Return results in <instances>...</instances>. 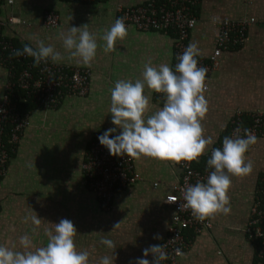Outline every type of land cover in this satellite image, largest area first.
Returning a JSON list of instances; mask_svg holds the SVG:
<instances>
[{
    "label": "crops",
    "instance_id": "obj_1",
    "mask_svg": "<svg viewBox=\"0 0 264 264\" xmlns=\"http://www.w3.org/2000/svg\"><path fill=\"white\" fill-rule=\"evenodd\" d=\"M150 0H14L7 5L0 0V30L3 38L19 47L36 40L51 44L67 57L61 31L66 27L88 25L97 38V54L90 66L75 60L57 63L89 71L85 97H64L55 109L29 111L24 129L0 178V244L16 245L25 234L35 246L47 243L45 229H53L61 219L71 220L77 229L74 238L78 251L89 253V264H97L111 250L98 243L103 232L115 241L114 264H136L151 245H162L172 225L174 210L166 203L172 186L181 175L178 164L142 157L133 161L138 175L135 184L114 194L109 211L99 208L95 195L88 189L82 163L88 144L95 133L114 127L109 112L111 92L118 80L141 78L144 64L168 63L174 67V36L171 32L139 31L128 26V35L117 40L115 50L105 52L102 36L115 22L117 6L145 4ZM162 2L165 0H155ZM58 16L54 29L43 25L46 13ZM71 17V20H70ZM196 24L190 31L187 46L198 42L202 58L213 54L218 28L214 19L239 21L253 18L246 39L239 47L223 49L211 68L205 97L208 112L202 121L205 136L214 143L196 162L209 156L211 148L222 145L230 136L236 111L243 114L244 127L252 116L264 118V0H200L195 9ZM8 70L0 64V100L5 93ZM151 96L155 111L163 107L165 97ZM119 134V130L117 133ZM257 143L246 153L253 170L246 176H232L228 195L231 212L208 218L211 227L199 232H183L185 246L177 264H264L246 239L244 229L251 207L264 177V120L258 128ZM42 219L39 227L25 217L31 212ZM119 224L118 227H115ZM35 228V232L33 229ZM159 235V239H154ZM152 264L153 257H147Z\"/></svg>",
    "mask_w": 264,
    "mask_h": 264
},
{
    "label": "clouds",
    "instance_id": "obj_2",
    "mask_svg": "<svg viewBox=\"0 0 264 264\" xmlns=\"http://www.w3.org/2000/svg\"><path fill=\"white\" fill-rule=\"evenodd\" d=\"M127 35L124 18H117L102 36L106 42L104 51L115 50L116 41L123 40ZM60 38L67 57L43 40H36L35 47L25 44L22 49L13 50L11 57H31L33 67L49 61L60 63L65 59L75 60L84 66L91 65L98 44L88 25L66 27L61 31ZM200 55L198 42H191L177 57L174 69L168 63L154 66L149 60L144 64L142 79L115 82L110 90L109 108L114 127L98 137L100 145L106 147L112 156L135 160L147 157L174 164L197 161L204 155L214 141L205 136L202 125L208 112L205 97L208 70L198 66ZM145 89L163 94V107L151 111V96L145 94ZM117 130L119 134H116ZM256 143L257 137L243 125L234 130V135L225 136L222 147L211 148L207 168L212 171L206 182L198 180L194 185H188L183 193L185 203L182 206L191 209L200 221L217 214H230L228 192L231 177L246 176L252 172L253 163L247 160L246 153ZM176 200L174 195L167 198L168 202ZM29 220L36 227L43 221L33 211L25 217V223ZM52 225L53 229H45L47 243L44 246H35L32 237L27 234L19 238L22 250H16V245L0 244V264H89V253L77 250L74 242L77 229L73 222L61 219ZM95 234L99 236L98 243L111 250V254L101 256L97 264H114L115 241L103 232ZM159 238V235L154 237ZM149 255L154 258L152 264H160L168 258L165 245H151L143 251V258L137 259L136 264H150ZM176 255L183 256L184 253L176 249Z\"/></svg>",
    "mask_w": 264,
    "mask_h": 264
},
{
    "label": "built area",
    "instance_id": "obj_3",
    "mask_svg": "<svg viewBox=\"0 0 264 264\" xmlns=\"http://www.w3.org/2000/svg\"><path fill=\"white\" fill-rule=\"evenodd\" d=\"M13 1L6 0V3L11 5ZM199 1L165 0L156 2L150 0L137 6L124 7L119 5L116 9L115 20L124 18L126 27L133 26L143 32L161 31L167 33L170 30L175 35V68L178 63L177 57L187 47L185 41L188 33L196 24L195 9ZM254 22L253 18L239 21L214 19L219 34L215 41L213 54L208 58V61L197 58L198 66L206 67L208 70L206 85L210 70L217 63V57L222 53V50L241 46L246 39L247 28ZM43 25L48 29L56 28L58 16L54 12L46 13ZM2 26L4 23L0 20V30ZM15 49L17 47L0 34V64H3L8 70L5 93L0 100V178L5 175L9 156L28 125V115H21L18 112V103L29 99L35 108L49 110L57 108L64 97H85L88 92V70L65 67L51 61L33 67L31 57H11V53ZM21 93H24L25 96L23 97ZM156 96L158 99L164 97L163 94L159 93H156ZM263 120V116L256 113L252 116V122L247 128L256 135L258 128L263 125ZM231 124L233 128L230 136L234 135V130L238 126H244L241 111L234 113ZM103 133H95L92 136L82 163V172L88 189L98 201L99 208L103 211H109L114 194L135 184L138 175L134 171L133 158L112 156L106 147L100 145L98 137ZM210 155L211 152L209 158ZM178 167L181 170L180 179L172 186V193L170 194L176 196L177 200L168 202L169 195L166 197V203L174 210L172 225L162 244L165 245L168 258L161 261L160 264H177V259L180 256L176 255V249L181 251L184 249V231L199 232L204 228L211 227L208 218L200 221L193 215L191 209L182 205L185 203L183 198L185 188L188 185H194L198 180L206 182L212 169L207 168V163L202 170L195 169L193 168V161L180 162ZM244 233L248 241L257 243V257L264 259V244H259L264 240V184L251 207Z\"/></svg>",
    "mask_w": 264,
    "mask_h": 264
},
{
    "label": "trees",
    "instance_id": "obj_4",
    "mask_svg": "<svg viewBox=\"0 0 264 264\" xmlns=\"http://www.w3.org/2000/svg\"><path fill=\"white\" fill-rule=\"evenodd\" d=\"M77 1V0H76ZM79 1H93V0H79ZM95 1V0H94ZM97 1H105V0H97ZM140 5H142V4H140ZM135 6H137V5H135ZM116 13V12H115ZM191 31V30H190ZM190 31H189V33H188V37H187V39H186V44H187V42H188V38H189V34H190ZM159 32H161V31H159ZM170 32V30L167 32V33H169ZM163 33V32H162ZM173 36H174V38H175V35L173 34ZM16 47H17V49H22V47H19L16 43H13ZM237 47H239V46H237ZM173 69H174V67H173ZM21 95L24 97L25 96V94L24 93H21ZM35 107H34V105L32 104V102L28 99V100H25V101H22V102H20V103H18V107H17V109H18V112L21 114V115H26V114H28L29 113V111H31V110H33ZM7 133H8V131H7ZM7 137H8V134L6 135V139H7ZM209 159V156L206 158V160H205V158H204V160L202 161V162H199L200 164L199 165H197L198 163L196 162V161H193V168H195V169H198V170H202V168L204 167V165L207 163V160ZM263 184H264V182H263V179H262V181L260 182V188H262L263 187ZM250 242V241H249ZM251 243V245L253 246V248H254V250H255V255H256V249H257V243L255 242V241H251L250 242ZM260 245H263L264 244V240H262L260 243H259ZM256 257H257V255H256ZM258 258V257H257ZM259 259H261V258H259Z\"/></svg>",
    "mask_w": 264,
    "mask_h": 264
}]
</instances>
